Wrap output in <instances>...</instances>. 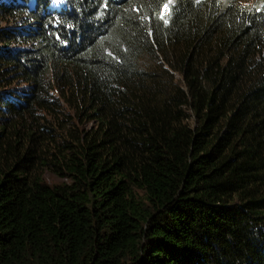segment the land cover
I'll use <instances>...</instances> for the list:
<instances>
[{
    "label": "trees",
    "instance_id": "trees-1",
    "mask_svg": "<svg viewBox=\"0 0 264 264\" xmlns=\"http://www.w3.org/2000/svg\"><path fill=\"white\" fill-rule=\"evenodd\" d=\"M15 1L0 264H264V0Z\"/></svg>",
    "mask_w": 264,
    "mask_h": 264
},
{
    "label": "clouds",
    "instance_id": "clouds-1",
    "mask_svg": "<svg viewBox=\"0 0 264 264\" xmlns=\"http://www.w3.org/2000/svg\"><path fill=\"white\" fill-rule=\"evenodd\" d=\"M172 1L173 0H168V2ZM204 1L205 0H194L195 3H201ZM15 2L19 6L26 3L28 8L30 9V12H38L40 10V14L44 16H58L68 8L67 0H40V2L39 0H16ZM166 8L167 6L164 5L162 13L160 15L162 19L166 18L168 15V12H166Z\"/></svg>",
    "mask_w": 264,
    "mask_h": 264
},
{
    "label": "rangeland",
    "instance_id": "rangeland-1",
    "mask_svg": "<svg viewBox=\"0 0 264 264\" xmlns=\"http://www.w3.org/2000/svg\"><path fill=\"white\" fill-rule=\"evenodd\" d=\"M44 180L46 183H48V185L60 184L63 182V180H60L56 178L55 176L48 174V173L44 174Z\"/></svg>",
    "mask_w": 264,
    "mask_h": 264
},
{
    "label": "bare ground",
    "instance_id": "bare-ground-1",
    "mask_svg": "<svg viewBox=\"0 0 264 264\" xmlns=\"http://www.w3.org/2000/svg\"><path fill=\"white\" fill-rule=\"evenodd\" d=\"M64 13V12H63ZM51 172V171H50ZM46 173V172H45ZM46 188V187H45Z\"/></svg>",
    "mask_w": 264,
    "mask_h": 264
}]
</instances>
